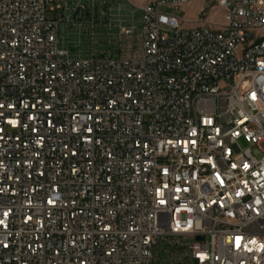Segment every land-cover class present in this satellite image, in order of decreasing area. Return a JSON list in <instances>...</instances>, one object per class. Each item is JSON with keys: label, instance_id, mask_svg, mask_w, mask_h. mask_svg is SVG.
<instances>
[{"label": "built area", "instance_id": "1", "mask_svg": "<svg viewBox=\"0 0 264 264\" xmlns=\"http://www.w3.org/2000/svg\"><path fill=\"white\" fill-rule=\"evenodd\" d=\"M103 1L121 3L0 0V264H264V38L238 46L264 12L125 0L106 52ZM195 2L194 20L162 11ZM137 10L138 57L120 47ZM61 24L91 49L74 56Z\"/></svg>", "mask_w": 264, "mask_h": 264}, {"label": "rangeland", "instance_id": "2", "mask_svg": "<svg viewBox=\"0 0 264 264\" xmlns=\"http://www.w3.org/2000/svg\"><path fill=\"white\" fill-rule=\"evenodd\" d=\"M55 3H51V5L60 3L64 5L65 0H54ZM102 8V16H101V22L102 25H98L95 28V42H97L94 45L95 50H100V51H108L109 49H112L114 52H117L119 46L118 44H112L109 45L107 44L109 35H108V30H109V25L113 23L114 28H112L113 33L116 31L117 32V25L119 24V20L123 22L125 25H132L131 23V14L129 11V3L125 0H121V3L119 4L117 1L112 2L111 4L108 1H103L102 4H99V8ZM120 7V10H118ZM203 7L202 3L200 2H195L192 5H184L182 8H170V7H163L162 11L165 13H173L179 17H182L185 21H190L194 20ZM68 13V10L66 11V14ZM139 10L136 11V22H135V29H134V39L131 41H127L126 43L121 44V50L123 53H126L128 55H131L132 52V44H135V56L138 57L141 53V44L140 41L142 39L143 33L141 29V25L139 23ZM100 16V13H98ZM209 18L211 20H214L216 23H224V17L222 16V10L219 7H216L214 9L209 10ZM49 16V14H48ZM62 17V16H60ZM59 17V18H60ZM100 18V17H99ZM83 32L87 31V28L84 27L82 29ZM78 32L79 28L77 26H72L68 31L67 25L66 24H61L60 26V33L61 35L64 34L65 36L67 33H69V38L71 41V48H72V53L74 56H78L79 54H84L88 52L92 44H90L86 38H88V35H83V38L80 40V43H78ZM242 145L244 147L247 146V143L242 142ZM159 249L163 248V245H159ZM161 258L165 257L164 252H161ZM161 264H169L168 261H162Z\"/></svg>", "mask_w": 264, "mask_h": 264}, {"label": "bare ground", "instance_id": "3", "mask_svg": "<svg viewBox=\"0 0 264 264\" xmlns=\"http://www.w3.org/2000/svg\"><path fill=\"white\" fill-rule=\"evenodd\" d=\"M253 3L254 8L258 9L259 12H264V0H253ZM253 38H264V25H260L253 30V34H239L238 46H246V42H253ZM12 112L14 114H26L27 106H23L21 102H12ZM136 244L141 250H151L155 247V237L149 232H140L136 236Z\"/></svg>", "mask_w": 264, "mask_h": 264}, {"label": "crops", "instance_id": "4", "mask_svg": "<svg viewBox=\"0 0 264 264\" xmlns=\"http://www.w3.org/2000/svg\"><path fill=\"white\" fill-rule=\"evenodd\" d=\"M137 3H138V4H140V3H141V1H140V0H137Z\"/></svg>", "mask_w": 264, "mask_h": 264}]
</instances>
